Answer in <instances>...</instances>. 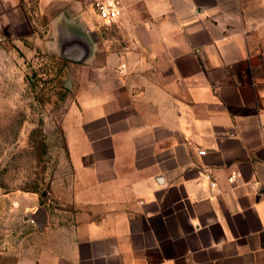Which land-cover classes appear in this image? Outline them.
<instances>
[{"label":"crops","instance_id":"crops-1","mask_svg":"<svg viewBox=\"0 0 264 264\" xmlns=\"http://www.w3.org/2000/svg\"><path fill=\"white\" fill-rule=\"evenodd\" d=\"M34 1L73 70L72 179L0 198V264H264V0H123L113 36L88 0Z\"/></svg>","mask_w":264,"mask_h":264},{"label":"rangeland","instance_id":"rangeland-1","mask_svg":"<svg viewBox=\"0 0 264 264\" xmlns=\"http://www.w3.org/2000/svg\"><path fill=\"white\" fill-rule=\"evenodd\" d=\"M24 9L29 31L0 40V198L36 191L51 201L54 193L66 195L60 186L72 179L62 126L73 101V70L47 19L37 17L35 1L25 0Z\"/></svg>","mask_w":264,"mask_h":264},{"label":"built area","instance_id":"built-area-1","mask_svg":"<svg viewBox=\"0 0 264 264\" xmlns=\"http://www.w3.org/2000/svg\"><path fill=\"white\" fill-rule=\"evenodd\" d=\"M88 2L97 22L104 27L117 24L123 13V0H88ZM234 177L235 175L231 174L229 180L233 181ZM214 185L213 182L210 183L211 187Z\"/></svg>","mask_w":264,"mask_h":264},{"label":"water","instance_id":"water-1","mask_svg":"<svg viewBox=\"0 0 264 264\" xmlns=\"http://www.w3.org/2000/svg\"><path fill=\"white\" fill-rule=\"evenodd\" d=\"M61 57H62V58H65V59H68L69 56H68V51H67V49H63V48H62V50H61ZM68 85H69L68 82H66V86H67V87H68Z\"/></svg>","mask_w":264,"mask_h":264},{"label":"trees","instance_id":"trees-1","mask_svg":"<svg viewBox=\"0 0 264 264\" xmlns=\"http://www.w3.org/2000/svg\"><path fill=\"white\" fill-rule=\"evenodd\" d=\"M33 193H36V191H32Z\"/></svg>","mask_w":264,"mask_h":264}]
</instances>
